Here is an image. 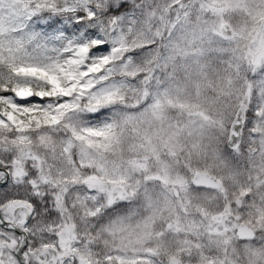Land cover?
Returning <instances> with one entry per match:
<instances>
[{"label":"snow or ice","instance_id":"6c2138e0","mask_svg":"<svg viewBox=\"0 0 264 264\" xmlns=\"http://www.w3.org/2000/svg\"><path fill=\"white\" fill-rule=\"evenodd\" d=\"M0 264H264V0H0Z\"/></svg>","mask_w":264,"mask_h":264}]
</instances>
